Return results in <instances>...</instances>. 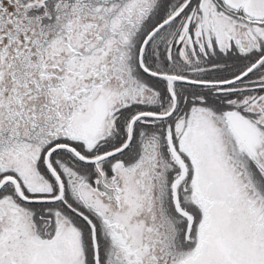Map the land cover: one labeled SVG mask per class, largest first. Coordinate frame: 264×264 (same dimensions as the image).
Returning a JSON list of instances; mask_svg holds the SVG:
<instances>
[{
    "label": "snow or ice",
    "instance_id": "6c2138e0",
    "mask_svg": "<svg viewBox=\"0 0 264 264\" xmlns=\"http://www.w3.org/2000/svg\"><path fill=\"white\" fill-rule=\"evenodd\" d=\"M0 264H264V0H0Z\"/></svg>",
    "mask_w": 264,
    "mask_h": 264
}]
</instances>
